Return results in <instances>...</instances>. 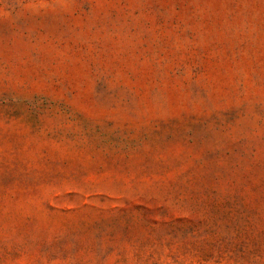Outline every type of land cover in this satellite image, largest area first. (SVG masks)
I'll use <instances>...</instances> for the list:
<instances>
[{
	"label": "rangeland",
	"instance_id": "rangeland-1",
	"mask_svg": "<svg viewBox=\"0 0 264 264\" xmlns=\"http://www.w3.org/2000/svg\"><path fill=\"white\" fill-rule=\"evenodd\" d=\"M0 264H264V0H0Z\"/></svg>",
	"mask_w": 264,
	"mask_h": 264
}]
</instances>
